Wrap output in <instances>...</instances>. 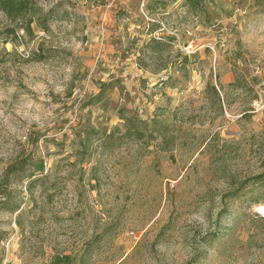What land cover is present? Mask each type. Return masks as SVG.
<instances>
[{
    "label": "rangeland",
    "instance_id": "374dc122",
    "mask_svg": "<svg viewBox=\"0 0 264 264\" xmlns=\"http://www.w3.org/2000/svg\"><path fill=\"white\" fill-rule=\"evenodd\" d=\"M32 1L0 14V264H264V0Z\"/></svg>",
    "mask_w": 264,
    "mask_h": 264
},
{
    "label": "trees",
    "instance_id": "16d2710c",
    "mask_svg": "<svg viewBox=\"0 0 264 264\" xmlns=\"http://www.w3.org/2000/svg\"><path fill=\"white\" fill-rule=\"evenodd\" d=\"M191 7H198L200 0H186ZM34 10L32 0H0V14L7 20L8 26L6 31L14 32L18 29L23 31L30 30V24L32 18L30 13ZM264 165V160H262ZM38 169H43V163L39 162ZM264 176V170L259 175V177Z\"/></svg>",
    "mask_w": 264,
    "mask_h": 264
}]
</instances>
